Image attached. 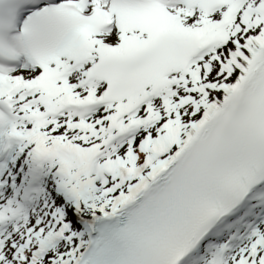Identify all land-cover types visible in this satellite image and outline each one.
Masks as SVG:
<instances>
[{"label":"bare ground","instance_id":"1","mask_svg":"<svg viewBox=\"0 0 264 264\" xmlns=\"http://www.w3.org/2000/svg\"><path fill=\"white\" fill-rule=\"evenodd\" d=\"M246 50L247 47L243 44H240L239 47L237 49H234L230 54H228L226 56V60L230 63V69L232 71H235V68L233 66L234 61L237 60L239 63H241V59L244 57V55L246 54ZM25 74V72H24ZM208 88L211 91H215L217 93V95H220L223 92V86L222 84H216V85H211V84H207ZM185 98V95L182 93H178V99L179 100H183ZM52 104H48L46 101H41V102H35L34 103V108L33 110L35 111V116L33 118L34 122H35V127L34 129L30 128L28 130H26L25 132L28 131V133H26L24 135L25 137V147L29 145L30 142H37V143H42L45 141L46 137H48L50 135L49 131H47L49 129V127H47L48 121L49 120H53L55 118L58 117H53L50 114V108H51ZM180 112H177L176 116L173 115V118H179L180 117ZM47 129V130H44ZM38 132V134H31ZM30 132V133H29ZM25 150L27 148H24ZM46 156L49 157L50 162H53L54 160H59L57 161V163L60 166H63V162L62 160L59 158L60 155L59 153L55 154L53 151L50 153H46ZM70 163L68 165V167H71L72 165H74V160L73 158H69ZM49 164L48 161L44 162V165ZM26 171V168H24V163L22 165V167H16L15 168V172L19 174V176H24V173ZM31 183V182H29ZM35 187H39V185H35ZM15 189V186L13 187Z\"/></svg>","mask_w":264,"mask_h":264}]
</instances>
